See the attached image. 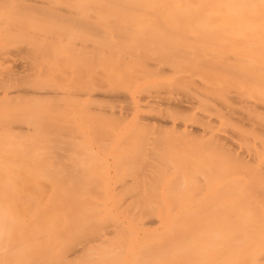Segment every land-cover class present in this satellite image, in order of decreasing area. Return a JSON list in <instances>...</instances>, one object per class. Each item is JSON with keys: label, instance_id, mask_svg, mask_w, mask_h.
<instances>
[{"label": "bare ground", "instance_id": "bare-ground-1", "mask_svg": "<svg viewBox=\"0 0 264 264\" xmlns=\"http://www.w3.org/2000/svg\"><path fill=\"white\" fill-rule=\"evenodd\" d=\"M0 264H264V0H0Z\"/></svg>", "mask_w": 264, "mask_h": 264}]
</instances>
